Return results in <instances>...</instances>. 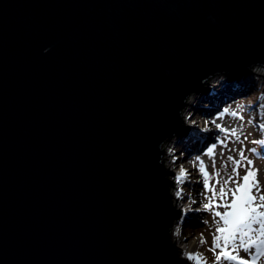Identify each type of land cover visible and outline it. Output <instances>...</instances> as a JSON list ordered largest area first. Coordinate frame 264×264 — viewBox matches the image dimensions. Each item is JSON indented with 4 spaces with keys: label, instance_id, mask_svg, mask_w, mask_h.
<instances>
[{
    "label": "water",
    "instance_id": "95a60500",
    "mask_svg": "<svg viewBox=\"0 0 264 264\" xmlns=\"http://www.w3.org/2000/svg\"><path fill=\"white\" fill-rule=\"evenodd\" d=\"M263 69L264 0H0V264H186L163 146Z\"/></svg>",
    "mask_w": 264,
    "mask_h": 264
},
{
    "label": "rangeland",
    "instance_id": "374dc122",
    "mask_svg": "<svg viewBox=\"0 0 264 264\" xmlns=\"http://www.w3.org/2000/svg\"><path fill=\"white\" fill-rule=\"evenodd\" d=\"M255 74L258 75L251 74L247 77L248 80L252 81L253 85L251 89L242 93H237L228 101L223 102L219 108L215 107L217 110L209 115L211 121L220 125L222 128L236 130L235 136L230 133L228 134L226 140L227 147L219 143L220 140H224L225 135L221 133L217 126L214 127L215 133L208 140L206 147L201 151L203 152L201 155H199L201 152H198V150L194 152L183 150L182 147L179 146V143H177L176 137L168 141L165 145L168 146V152H166V156L165 154L163 156V166L164 169L174 173L168 177V180L171 182V186L169 187L171 204L176 211L179 210L181 212L180 218L174 221L173 227L176 225L177 232L180 235L185 234L188 237L183 245V247L189 248L188 253L201 254V264H205V262L206 264H234V262L225 261L223 259L217 262L215 257L219 254L220 249L217 248L215 251L211 250L213 236L219 235V233L216 232V228L223 224L220 217L214 216V212L218 211L223 213L226 209L222 205L230 203L232 197L230 194L224 200L217 197L212 202V207L210 209L204 208V205L209 203L208 198L212 196V193L205 190L203 185L204 178L202 176L199 179H194L192 177L193 175L197 176L201 174L199 170L200 161L197 160V157L203 161L204 167L209 173L210 187H214L217 192L219 191L220 184H223L224 179L232 174L234 165L231 161L227 160V157L232 156L234 159L240 160V152H243L244 157L248 160L253 161V165L250 167L253 170H258L256 179L262 182L260 183L262 187L264 185L263 181H260V179L262 180L261 174H263L261 171L264 169V155H261L262 151H264V144L253 143L254 141H264V78L261 76L264 75V69L255 71ZM225 82H227L226 78L218 75L208 80L205 88L215 93V91L222 89V87L219 88L218 85L224 84ZM191 96L201 99V95L196 93H192L189 96L186 101L187 105L184 106L181 112V120L185 127L191 129L190 131L202 133V131H205L204 128H206V126L204 127L198 119L190 122L187 120L191 117H197V115L194 116L196 113L192 110L191 106H189ZM201 106L205 110L210 108V104L204 100L201 102ZM232 113H236V115H232ZM237 137H239V139H237ZM214 143L217 144V147L214 149L215 168L212 167V158L205 155L208 147ZM252 149H256L257 151L254 153ZM189 153L190 158L186 159ZM169 162L170 166H172L171 170L168 167ZM196 164H198V166H196ZM241 164L242 166L238 167L237 170L239 176L243 177L246 173V161H242ZM181 169L186 170L187 175L186 177H181V181L177 182L176 178L180 176ZM217 172L220 174L219 177L215 175ZM217 180H219V183H217ZM235 186V184L231 183L228 185L230 188H235ZM174 195L176 198L181 199L191 197L195 203H198V209L200 207L204 208L205 214L196 218V221L193 223L185 222L184 216L186 213L190 212V210H186L189 205H182V208L177 207V204L173 201ZM198 209L194 208L195 212H198ZM206 216H208V219H206ZM203 227H206V230H201ZM201 235L205 241L203 244H201ZM198 243H200L199 246ZM220 243L223 244V241H220ZM228 250L231 251V248ZM240 253H238V255L242 257L243 255ZM185 263L189 264L188 262ZM194 264H196V261ZM262 264H264V261Z\"/></svg>",
    "mask_w": 264,
    "mask_h": 264
},
{
    "label": "snow or ice",
    "instance_id": "6c2138e0",
    "mask_svg": "<svg viewBox=\"0 0 264 264\" xmlns=\"http://www.w3.org/2000/svg\"><path fill=\"white\" fill-rule=\"evenodd\" d=\"M232 115H236V113H232ZM217 128L226 134L224 140H220L219 143L227 147L228 134L235 136L236 130L225 129L220 125H217ZM253 143L264 144V141H254ZM216 147L217 144H212L205 153V155L212 158L213 168L216 166L214 152ZM252 151L255 153L257 150L252 149ZM261 155H264V151ZM197 160L200 161L199 170L204 178V188L212 193V196L208 198L209 203L205 204L204 208L210 209L212 202L217 197L221 200H224L229 194L232 197L230 203L222 205L226 209L223 213L214 212V216L220 217V220L223 221L222 226L216 228L219 235H214L212 241L211 250L220 249L219 254L215 257L216 261L219 262L223 259L234 262V264H257L258 261L264 258V187L256 179L258 170H253L250 167L253 165V161L244 157L243 152H240V160L228 156L227 160L234 165L232 174L224 179L217 192L214 187L209 185V173L206 171L203 161L199 157H197ZM242 161H246V173L243 177H240L237 169L242 166ZM186 175V170L181 169L180 176L176 178L177 182H180L181 177H186ZM215 175L219 177L220 174L217 172ZM217 183H219V180H217ZM230 183L235 184V188L228 187ZM254 225L256 227H253ZM220 241H223V244ZM204 242L201 235V244ZM229 248H231V251L228 250ZM239 252L245 253V257L238 255ZM186 255L189 260H195L196 264H201V254L188 253ZM249 255L250 258H247Z\"/></svg>",
    "mask_w": 264,
    "mask_h": 264
},
{
    "label": "bare ground",
    "instance_id": "6f19581e",
    "mask_svg": "<svg viewBox=\"0 0 264 264\" xmlns=\"http://www.w3.org/2000/svg\"><path fill=\"white\" fill-rule=\"evenodd\" d=\"M252 85H253L252 81L248 80L246 78L241 82H234L231 84H228V82H225L224 84H219L218 87L219 88L222 87L221 90H219V91L217 90V91H215V93L210 91V90H207V92L199 94V95H201V99L195 98L194 96H191L189 106H191L192 110L196 113L194 116L197 115V117L196 118L191 117L190 119L188 118L187 120L190 122L192 120L198 119L201 122V124L204 125V127L206 126V128H204L205 131L204 132L202 131V133H199V132L194 133V131H190V133L186 137H176V140H177V143H179V146H181L183 150H187L188 152H194L197 150H198V152H201L202 150H204L203 148L206 147L208 140L215 133L214 127L217 126V124H215L214 122L211 121V118L209 115L211 113H213L214 111H216L217 108H219L223 102L228 101L233 96H235L237 93H242V92H245V91L251 89ZM203 100L210 104V106H209L210 108L208 110H205L202 108L201 102ZM215 107H217V108H215ZM221 133L223 135H226L224 132H221ZM167 147L168 146H165L164 151H163L165 156L167 155L166 152H168ZM202 153L203 152H201L199 155H201ZM188 158H190V153L187 155L186 159H188ZM168 165H169L168 166L169 169L171 170L172 166H170V162ZM196 166H198V164H196ZM261 172H263V174H261L262 180L260 179V181H263V183H264V169ZM201 176L202 175L199 174L197 176L193 175L192 177L194 179H199V178H201ZM260 183H262V182H260ZM263 187H264V185H263ZM169 195H170V193H169ZM173 201L175 204H177V207L182 208V205H186V204L189 205V207L186 208V210L187 211L190 210V212L186 213L184 216L185 222H187V223H193L196 221V218L201 217L202 215L205 214L204 208L200 207L198 209V207H197L198 203L193 202L194 200L191 197L181 199V198H176L174 195ZM194 208L198 209V212H195ZM206 219H208V216H206ZM253 227H256V226L254 225ZM201 230H203V231L206 230V227L201 228ZM178 234L179 233L177 232V228L175 225L172 228L171 242L178 249L179 258L182 261L188 262L189 264H194L195 260H189L187 258V255H186V254H188L189 248L183 247V245H184L185 241H187L188 237L185 234H182V235H180V234L178 235ZM199 244L200 243H198V246H199ZM240 254L243 255L242 257H245V253L242 252ZM248 257H250V255ZM263 261H264V258H262L260 261H258L257 264H262Z\"/></svg>",
    "mask_w": 264,
    "mask_h": 264
}]
</instances>
